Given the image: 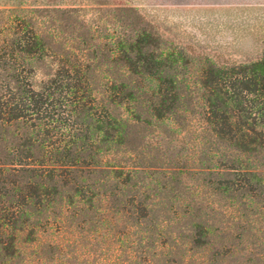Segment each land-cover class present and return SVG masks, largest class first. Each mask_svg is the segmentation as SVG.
<instances>
[{"label": "trees", "instance_id": "trees-1", "mask_svg": "<svg viewBox=\"0 0 264 264\" xmlns=\"http://www.w3.org/2000/svg\"><path fill=\"white\" fill-rule=\"evenodd\" d=\"M107 10L100 55L61 35L76 8L0 9V264H264V53L184 76L137 9ZM186 111L189 184L138 145L149 117Z\"/></svg>", "mask_w": 264, "mask_h": 264}, {"label": "rangeland", "instance_id": "rangeland-1", "mask_svg": "<svg viewBox=\"0 0 264 264\" xmlns=\"http://www.w3.org/2000/svg\"><path fill=\"white\" fill-rule=\"evenodd\" d=\"M17 6L76 8L74 30H63L61 35H93L100 55L105 52L103 44L110 34L108 7H134L162 38L165 50L188 57L189 63L182 70L184 76L207 61L218 66L234 65L260 58L264 53V0H0V9ZM62 21L67 23L66 19ZM198 117L190 111L160 121L149 117L143 137L138 140L145 153L141 163L182 170L204 165L201 134L196 129ZM188 174H182V181L193 183L195 174ZM249 219L253 220L251 229L257 233L256 242L264 243V234L257 230L264 231L262 217L254 210ZM220 241L223 239L219 237L217 242ZM242 259L237 255L234 262L240 264Z\"/></svg>", "mask_w": 264, "mask_h": 264}]
</instances>
